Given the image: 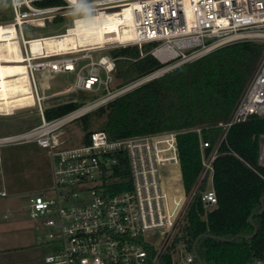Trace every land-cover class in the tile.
I'll return each instance as SVG.
<instances>
[{
  "label": "built area",
  "instance_id": "built-area-1",
  "mask_svg": "<svg viewBox=\"0 0 264 264\" xmlns=\"http://www.w3.org/2000/svg\"><path fill=\"white\" fill-rule=\"evenodd\" d=\"M62 1L64 7L39 9L33 6L34 0H20L19 6L9 0L12 18L0 25L4 29L0 33L2 41H20L23 65L36 97L35 75L43 71L72 73L75 75L72 89L95 95L91 103L52 121H46L39 108V125L0 138V175L1 149L7 145L34 143L46 151L50 160L53 195H34L28 200L30 219L46 230V243L52 246L51 254L41 264L197 262L192 247L188 250L179 236L196 195L200 196L206 213L217 205L212 186L214 155L209 158L203 155L208 144L200 142L203 171L197 184L190 195L184 191L178 195L174 185L172 192H167L161 177L164 169L174 174L172 180L181 181L176 133L109 141L104 132H94L87 145L69 148L59 133L90 111L217 49L240 42L264 44V0H89L92 16L126 13L127 31L121 33H127L128 38L110 39L100 47L79 53L67 50L65 54L34 56L30 42L44 39L25 41V25L38 26L39 20H52L56 16L73 17V25L78 19L74 16H83L73 14L71 0ZM148 43L156 44L151 55L163 67L117 89L112 88L114 60L103 55L94 61L90 55L126 46L141 48ZM84 108V112L71 117ZM251 116L264 118V49L231 118L218 127L223 128L225 136L230 126ZM196 132L199 134L200 130ZM260 143V163L264 166V137ZM120 178H123L121 185L128 188L112 192V184ZM6 196L0 192V197ZM246 264H264V259Z\"/></svg>",
  "mask_w": 264,
  "mask_h": 264
},
{
  "label": "trees",
  "instance_id": "trees-1",
  "mask_svg": "<svg viewBox=\"0 0 264 264\" xmlns=\"http://www.w3.org/2000/svg\"><path fill=\"white\" fill-rule=\"evenodd\" d=\"M33 6L48 9L64 7L65 3L34 0ZM79 17L84 16H74ZM62 20L57 16L51 23ZM155 46L148 43L141 48L109 50L107 55L115 66L112 88L130 85L161 69L163 65L151 55ZM263 49L264 44L255 42L222 47L75 120L81 121V145H87L94 132H104L109 141L176 133L181 183L186 195L191 194L203 171L200 142L208 144L203 155L206 158L214 155L212 186L217 205L206 213L200 196L196 195L179 236L188 250L202 236L196 253L203 264H246L264 259V200L260 203L264 198V166L260 163L264 118L251 116L230 126L225 136L223 128L218 127L231 118ZM82 106L69 102L45 108L43 117L52 121ZM122 181L120 178L112 184V192L128 188L121 185ZM254 231L256 235L247 239Z\"/></svg>",
  "mask_w": 264,
  "mask_h": 264
},
{
  "label": "rangeland",
  "instance_id": "rangeland-1",
  "mask_svg": "<svg viewBox=\"0 0 264 264\" xmlns=\"http://www.w3.org/2000/svg\"><path fill=\"white\" fill-rule=\"evenodd\" d=\"M11 18L12 12L6 0L5 3H0V25L5 23L3 20L8 22ZM72 18L65 16L60 23H51L47 20L41 28L25 25L24 35L38 37L53 32L64 34L67 28L72 27ZM39 24L42 25V20H39ZM107 52H92L90 55L97 61L100 56L107 55ZM35 82L40 94L52 95L45 101V107L72 101L87 105L95 98L92 93L74 89L68 91L75 82L74 74L53 75L49 71H43L36 73ZM42 97L40 96L41 100ZM40 123L37 104L18 109L11 114L0 113V136L19 134ZM80 123L81 121H73L60 131L59 138L64 141L65 147L81 145ZM43 152L34 143L11 144L1 150L3 169L0 175V191L5 192L7 196L0 197V264H41L43 258L52 252V246L45 240L46 230L38 221L29 217L30 197L39 194L53 195L50 162L48 159L43 161ZM172 175L174 176L164 169L161 171L167 192L171 193V187L174 185L177 189L175 192L181 195L183 192L181 181L172 180Z\"/></svg>",
  "mask_w": 264,
  "mask_h": 264
},
{
  "label": "bare ground",
  "instance_id": "bare-ground-1",
  "mask_svg": "<svg viewBox=\"0 0 264 264\" xmlns=\"http://www.w3.org/2000/svg\"><path fill=\"white\" fill-rule=\"evenodd\" d=\"M127 14L98 15L93 19L85 17L74 21L63 36L58 38H45L44 40L30 42L31 53L50 54L53 52L67 53L73 50L79 53L83 50L94 49L110 39L123 40L128 38L125 27ZM4 30L0 28L1 31ZM30 79L23 65V55L17 42L2 41L0 39V112L9 114L11 109L34 106L31 96ZM86 108L72 114L74 117Z\"/></svg>",
  "mask_w": 264,
  "mask_h": 264
},
{
  "label": "crops",
  "instance_id": "crops-1",
  "mask_svg": "<svg viewBox=\"0 0 264 264\" xmlns=\"http://www.w3.org/2000/svg\"><path fill=\"white\" fill-rule=\"evenodd\" d=\"M8 1V3H9V0H7ZM57 17V16H56ZM55 18V17H54ZM63 18V17H62ZM53 20V19H52ZM52 20H49L50 22H52ZM10 21V20H9ZM8 21V22H9ZM45 21H47V20H45ZM5 23H7V22H5ZM30 26H32V25H30ZM32 27H36V28H41V27H44V21L42 22V25H38V26H32ZM68 29V28H67ZM66 29V30H67ZM66 30H65V32H66ZM57 35H62L61 33H59V32H53V33H49V34H46V35H37L38 37H35V36H33V37H27V36H25L24 35V31H23V38H24V40L25 41H30V40H36V39H45V38H51V37H54V36H57ZM18 44H19V46H20V48H21V51L23 50L22 49V46H21V43H20V41H18L17 42ZM38 73H40V72H38ZM50 74H52V73H50ZM64 74H72V73H64ZM53 75H59V74H53ZM73 86V85H72ZM35 87H36V90H37V97L35 96V94L33 93V91L31 90L30 92H31V96H32V98H33V103H34V105L35 104H37V106H38V111H39V114H40V110H42V113H43V110L45 109V108H49V107H53V106H56V105H53V106H49V107H45V101H48L47 99H49L48 97H51V96H45V95H43V94H40L39 93V91H38V87H37V85H36V82H35ZM72 90V87L71 88H69L68 89V91H71ZM75 91V90H74ZM64 92H66V91H64ZM64 92H62V93H64ZM58 94H61V93H58ZM57 95V94H56ZM40 96H43L42 97V100L40 99ZM38 98V99H37ZM72 102H77V101H72ZM58 105H60V104H58ZM39 108H40V110H39ZM18 109H20V108H16V109H11V111L9 112V114H11V113H13V111H16V110H18ZM1 113V112H0ZM41 117V116H40ZM35 127V126H34ZM31 128H33V127H31ZM30 128V129H31ZM29 130V129H28ZM27 131V130H26ZM16 135V134H15ZM10 136H12V135H10ZM1 137H7V136H0V138ZM6 147V146H5ZM4 148V147H3ZM39 148V147H38ZM40 150H42L41 148H39ZM2 150V149H1ZM44 151V150H43ZM47 153H46V151H44L43 152V161H48L49 160V157L47 158ZM48 159V160H47ZM49 162H50V160H49ZM50 164V163H49ZM2 169H3V166H2ZM0 192H3V191H0ZM7 195V194H6Z\"/></svg>",
  "mask_w": 264,
  "mask_h": 264
},
{
  "label": "clouds",
  "instance_id": "clouds-1",
  "mask_svg": "<svg viewBox=\"0 0 264 264\" xmlns=\"http://www.w3.org/2000/svg\"><path fill=\"white\" fill-rule=\"evenodd\" d=\"M6 0H0V3H5ZM26 2V0H25ZM16 6H19L20 0H13ZM74 6L73 14H82L87 19H93V8L89 0H71Z\"/></svg>",
  "mask_w": 264,
  "mask_h": 264
},
{
  "label": "water",
  "instance_id": "water-1",
  "mask_svg": "<svg viewBox=\"0 0 264 264\" xmlns=\"http://www.w3.org/2000/svg\"><path fill=\"white\" fill-rule=\"evenodd\" d=\"M263 200H264V198L260 200V203H261V204H262ZM262 211H263V210H261L257 215H260V214L262 213ZM249 222H250V224L253 226V223H252V217L249 218ZM255 235H256V231H254V233H253L251 236L246 237V238H247V239H251V238H253ZM205 237H209V236H205ZM201 238H202V236L198 237V238L194 241V243H193V245H192V252H193V254H194V256H195V259H196V261H197L198 264H203V262L201 261V259H200L199 256H198V254L196 253V245H197L198 241H199ZM233 239H234V238H232V239H230V240H227L226 242H230V241H232ZM220 241H224V240H220Z\"/></svg>",
  "mask_w": 264,
  "mask_h": 264
}]
</instances>
